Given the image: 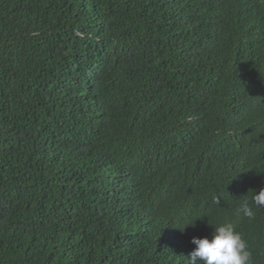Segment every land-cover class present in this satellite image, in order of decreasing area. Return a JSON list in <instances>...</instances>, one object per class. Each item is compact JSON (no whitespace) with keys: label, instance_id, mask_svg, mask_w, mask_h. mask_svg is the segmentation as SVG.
I'll list each match as a JSON object with an SVG mask.
<instances>
[{"label":"trees","instance_id":"obj_1","mask_svg":"<svg viewBox=\"0 0 264 264\" xmlns=\"http://www.w3.org/2000/svg\"><path fill=\"white\" fill-rule=\"evenodd\" d=\"M261 189L264 0H0V264H264Z\"/></svg>","mask_w":264,"mask_h":264},{"label":"clouds","instance_id":"obj_2","mask_svg":"<svg viewBox=\"0 0 264 264\" xmlns=\"http://www.w3.org/2000/svg\"><path fill=\"white\" fill-rule=\"evenodd\" d=\"M252 202L257 207H264V189L254 191ZM234 215L236 219L252 218L254 212L245 200L236 208ZM191 243L196 247L189 254L190 264H251V252L233 220L214 227L211 239L193 237Z\"/></svg>","mask_w":264,"mask_h":264}]
</instances>
